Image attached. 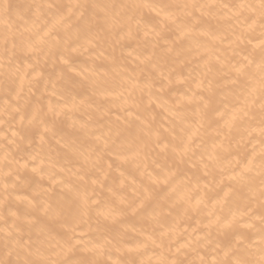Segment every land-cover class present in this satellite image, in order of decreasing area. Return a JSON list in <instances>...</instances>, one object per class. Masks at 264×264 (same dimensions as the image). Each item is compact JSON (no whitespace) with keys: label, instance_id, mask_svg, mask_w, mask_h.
Segmentation results:
<instances>
[{"label":"bare ground","instance_id":"obj_1","mask_svg":"<svg viewBox=\"0 0 264 264\" xmlns=\"http://www.w3.org/2000/svg\"><path fill=\"white\" fill-rule=\"evenodd\" d=\"M0 264H264V0H0Z\"/></svg>","mask_w":264,"mask_h":264}]
</instances>
